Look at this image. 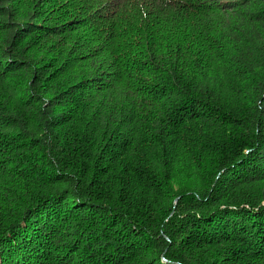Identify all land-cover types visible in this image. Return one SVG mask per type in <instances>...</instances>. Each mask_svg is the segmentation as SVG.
<instances>
[{
  "label": "trees",
  "instance_id": "16d2710c",
  "mask_svg": "<svg viewBox=\"0 0 264 264\" xmlns=\"http://www.w3.org/2000/svg\"><path fill=\"white\" fill-rule=\"evenodd\" d=\"M0 264H264V0H0Z\"/></svg>",
  "mask_w": 264,
  "mask_h": 264
}]
</instances>
